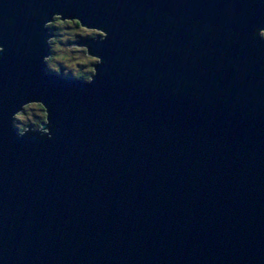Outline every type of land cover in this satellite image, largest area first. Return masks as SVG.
<instances>
[{
    "label": "water",
    "instance_id": "obj_1",
    "mask_svg": "<svg viewBox=\"0 0 264 264\" xmlns=\"http://www.w3.org/2000/svg\"><path fill=\"white\" fill-rule=\"evenodd\" d=\"M61 11L105 28L92 83L46 73ZM0 264H264L261 0H2ZM41 94L51 139L11 112Z\"/></svg>",
    "mask_w": 264,
    "mask_h": 264
},
{
    "label": "clouds",
    "instance_id": "obj_2",
    "mask_svg": "<svg viewBox=\"0 0 264 264\" xmlns=\"http://www.w3.org/2000/svg\"><path fill=\"white\" fill-rule=\"evenodd\" d=\"M261 2L264 3V0ZM31 15L42 20V27L49 30L43 36L46 52L40 57L44 71L62 79L92 83L98 75L97 66L103 63V58L91 50L89 43L79 41H103L107 39L108 31L82 22L79 15H65L61 11L46 15L39 8L33 7ZM12 24L11 16L0 17V28ZM251 34L264 40V26L253 27ZM4 52L5 44L0 42V59H3ZM10 122L18 138L35 135L39 139H51L54 135L55 123L51 119V110L41 94L20 101L11 112Z\"/></svg>",
    "mask_w": 264,
    "mask_h": 264
},
{
    "label": "trees",
    "instance_id": "obj_3",
    "mask_svg": "<svg viewBox=\"0 0 264 264\" xmlns=\"http://www.w3.org/2000/svg\"><path fill=\"white\" fill-rule=\"evenodd\" d=\"M85 40V39H84ZM83 40L79 41V42H82Z\"/></svg>",
    "mask_w": 264,
    "mask_h": 264
}]
</instances>
